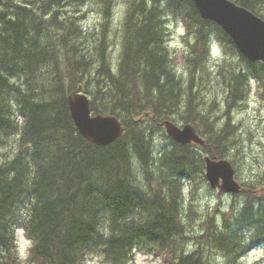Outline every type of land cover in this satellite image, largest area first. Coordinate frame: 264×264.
Listing matches in <instances>:
<instances>
[{
  "label": "trees",
  "instance_id": "1",
  "mask_svg": "<svg viewBox=\"0 0 264 264\" xmlns=\"http://www.w3.org/2000/svg\"><path fill=\"white\" fill-rule=\"evenodd\" d=\"M89 1L0 2V145L18 134L21 147L0 164V264H21L16 227L34 243L24 264H88L93 253L104 264H133L137 249L162 256L160 264H208L199 247L177 248L184 236L182 182L202 171L204 161L195 146L169 138L171 146L154 153L147 121L157 130L165 120L177 123L173 113H179L180 122L191 123L203 138L199 147L205 156L227 157L238 146L229 110L244 102L251 78L264 80V62L241 55L191 0H125L115 69L109 49L114 42L107 35L115 0H93L104 17L99 34L82 30L79 5ZM232 1L264 20V0ZM170 15L186 29L187 81L172 62ZM88 39L93 47L85 45ZM211 40L223 53L236 55L234 63L223 57L215 69L225 85V119L219 126L208 109L193 102L192 82L200 70L205 73ZM40 70L49 77L38 85ZM63 80H69L66 86ZM78 85L90 98L92 114L121 121L123 131L113 142L97 145L78 132L67 103ZM259 184L257 193L258 183H244L230 218L228 209L220 208L222 222L205 220V241L228 263L238 264L253 247L264 251V180Z\"/></svg>",
  "mask_w": 264,
  "mask_h": 264
},
{
  "label": "rangeland",
  "instance_id": "2",
  "mask_svg": "<svg viewBox=\"0 0 264 264\" xmlns=\"http://www.w3.org/2000/svg\"><path fill=\"white\" fill-rule=\"evenodd\" d=\"M79 6L81 8L79 13H83V18L80 21L83 32L88 31L99 34L100 29L96 27L99 26L104 19L102 12H100L102 11L100 4L91 0L88 4ZM125 8V0H115L112 10V24L110 32L107 34L108 37L111 35L113 38L112 41L114 42L109 49L110 60L115 69L120 58L118 46L120 44V36L117 34L119 33V24ZM166 22L168 26L167 42L173 55L172 62L177 69V73L183 74L187 72V70L185 71V63L182 60V55L185 50L188 51L189 49V45H187L189 41L186 42L187 37L184 35L186 29L184 23L180 19H174L171 15L167 17ZM55 39L56 37L52 34L50 40L53 41ZM85 45L89 48L93 47L94 40H86ZM49 46L52 47L53 44L50 42ZM44 48L50 49L48 46ZM210 50V59L205 63L203 68L205 73L202 74L200 70L198 72L199 76H196V79L192 82L193 86L196 85L195 90H193L195 98L193 102L199 103V106L204 110L209 108L208 111L211 113L210 117L215 119L217 126H219L225 119L222 102L224 100L225 85L217 79L215 69L220 59L225 57L227 61L234 63L236 55L232 52L223 53L218 42L217 45H214ZM44 69L45 67L41 70ZM41 70L38 76V85L45 83L49 77L48 73ZM187 77L188 75L184 73L183 79L187 81ZM68 81L69 80H63L65 86ZM248 87V93L244 102L229 110L230 119H232L238 127L237 133L234 135V138L238 141V146L225 158L230 161L234 168L235 178L240 183L241 188L244 183L255 182L258 183L255 188L256 192L259 193V190L262 189L259 183L261 180H264V80L251 78ZM186 95L188 96L189 92H186ZM173 117L177 120V124H182L180 122L181 117L179 113H173ZM20 120L21 119H19V122ZM147 122H149L148 139L150 145H152L151 149H153V146L154 149L156 148L154 153L162 148V145L170 147V141L167 140L169 137L165 132L164 126L157 130L153 128L151 131L153 121L149 120ZM18 138V134H11L6 138L7 142L0 145V164L5 163L21 151ZM191 145L195 146V152L204 159L206 154L205 151L200 149L201 147H199L198 144L191 143ZM26 147L24 149L28 148ZM152 164L154 167L158 166V163ZM136 170L139 171L140 179L144 181V176L140 168L136 166ZM182 183L183 199L181 214L184 224V236L182 243L177 242V245H179L177 248L183 247L185 251H189L195 247H199L204 255L203 260H206L208 264H234L228 263L227 259L221 255L220 251L217 252L215 248L208 245L205 241V234L209 230L207 221L210 217L215 218V220H213L214 223L222 222V217L218 216L217 213L220 208L228 209L226 212L228 218L232 216V203L234 202L237 204L240 200V196H242L241 192L236 195H229L218 193L216 190L211 189L205 177L204 168L202 171H195L192 178H186ZM213 213H216L217 216H214ZM17 229L21 228L16 227L15 229V242L17 239ZM161 261L162 256L157 255V253H150L149 251L141 249H137L133 253V264H160ZM88 264L104 263L99 254L93 253L89 256ZM238 264H264V251L262 247L256 246L251 248L241 258Z\"/></svg>",
  "mask_w": 264,
  "mask_h": 264
},
{
  "label": "water",
  "instance_id": "3",
  "mask_svg": "<svg viewBox=\"0 0 264 264\" xmlns=\"http://www.w3.org/2000/svg\"><path fill=\"white\" fill-rule=\"evenodd\" d=\"M2 0H0L1 2ZM200 17L218 24L232 39L234 45L248 60L264 62V20L247 8L231 0H191ZM70 116L78 132L97 145H107L118 138L121 121L109 114H92L90 98L82 91V85L67 94ZM166 134L180 144H202V137L190 123L182 126L165 120ZM204 173L211 189L218 193L236 194L240 184L235 179L234 168L227 159H204Z\"/></svg>",
  "mask_w": 264,
  "mask_h": 264
},
{
  "label": "clouds",
  "instance_id": "4",
  "mask_svg": "<svg viewBox=\"0 0 264 264\" xmlns=\"http://www.w3.org/2000/svg\"><path fill=\"white\" fill-rule=\"evenodd\" d=\"M16 237L17 256L21 264H24L30 255V250L34 247V243L24 234L23 229L16 230Z\"/></svg>",
  "mask_w": 264,
  "mask_h": 264
},
{
  "label": "bare ground",
  "instance_id": "5",
  "mask_svg": "<svg viewBox=\"0 0 264 264\" xmlns=\"http://www.w3.org/2000/svg\"><path fill=\"white\" fill-rule=\"evenodd\" d=\"M108 51V50H107ZM2 54V53H1ZM200 68V67H199ZM207 106V105H206ZM209 107V106H208ZM209 109V108H208Z\"/></svg>",
  "mask_w": 264,
  "mask_h": 264
}]
</instances>
